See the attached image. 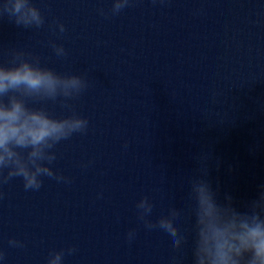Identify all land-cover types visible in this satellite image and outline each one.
<instances>
[{
  "label": "water",
  "instance_id": "1",
  "mask_svg": "<svg viewBox=\"0 0 264 264\" xmlns=\"http://www.w3.org/2000/svg\"><path fill=\"white\" fill-rule=\"evenodd\" d=\"M33 3L45 25L0 20V63L18 48L59 73L85 75L88 89L69 103L89 127L56 147L54 170L71 183L44 178L26 191L15 178L0 186V264H46L50 251L69 247L77 251L63 264H191L187 192L199 166L208 167L218 200L229 194L237 207L264 185V0H131L118 15L112 0ZM56 22L64 33L53 32ZM143 196L152 219L184 209L182 260L166 233L138 220ZM13 238L25 246L9 247Z\"/></svg>",
  "mask_w": 264,
  "mask_h": 264
},
{
  "label": "clouds",
  "instance_id": "2",
  "mask_svg": "<svg viewBox=\"0 0 264 264\" xmlns=\"http://www.w3.org/2000/svg\"><path fill=\"white\" fill-rule=\"evenodd\" d=\"M131 0H112L111 14L118 15ZM107 16L104 9H98ZM7 18L16 27L40 29L45 17L33 0H2L0 20ZM53 32L66 31L63 23L50 25ZM48 46L58 58H67V50L54 40ZM7 63H0V186L20 178L26 191H38L44 178L71 183L69 177L54 170L56 147L74 134L84 135L89 120L77 113L69 101L79 99L89 87L83 74L59 73L41 62V58L23 49L10 48ZM59 103L68 113L56 116L47 103ZM39 105V106H36ZM90 163V162H89ZM200 164V163H199ZM85 167L87 165H84ZM208 167L199 168L191 176L187 192V211L192 219L191 264H264V185L256 198L236 206L233 197L217 198L207 179ZM3 193L0 192V198ZM153 202L147 196L136 203L137 218L145 229L159 230L172 240V250L183 259L189 236L180 227L184 209L169 207L166 214L152 219ZM243 208V210H240ZM136 230L130 229L131 242ZM9 247L23 248L17 239L8 240ZM75 247L52 250L46 264H63L65 255ZM6 253L0 249V261Z\"/></svg>",
  "mask_w": 264,
  "mask_h": 264
}]
</instances>
